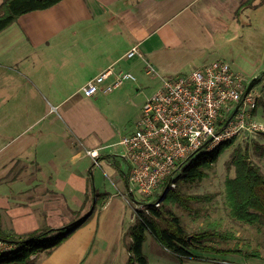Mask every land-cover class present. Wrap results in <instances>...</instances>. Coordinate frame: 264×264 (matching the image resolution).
<instances>
[{"label": "crops", "instance_id": "0c3cea01", "mask_svg": "<svg viewBox=\"0 0 264 264\" xmlns=\"http://www.w3.org/2000/svg\"><path fill=\"white\" fill-rule=\"evenodd\" d=\"M247 1L62 0L21 15L2 30L0 237L67 226L97 199L91 217L41 253L36 264H125L126 233L135 221L125 197L131 187L128 163L119 139L98 123L81 88L108 68L104 84L121 72H143L146 64L163 77L186 75L230 45L264 63V0L240 8ZM133 47L137 54L127 58ZM260 108L264 119V101ZM259 136L257 151L264 149V133ZM93 149L99 151L98 164L86 155ZM257 157L264 173V152ZM95 169L109 172L114 194L100 181L92 187Z\"/></svg>", "mask_w": 264, "mask_h": 264}, {"label": "built area", "instance_id": "2783aa9c", "mask_svg": "<svg viewBox=\"0 0 264 264\" xmlns=\"http://www.w3.org/2000/svg\"><path fill=\"white\" fill-rule=\"evenodd\" d=\"M136 54L137 48L133 47L126 57ZM145 71L155 73L149 64ZM110 75V68L102 71L88 80L81 92L90 98L108 94L124 82L136 81L131 73L121 72L111 83L104 84ZM247 87L244 77L223 60L186 75L161 78L160 88L144 102L134 130L119 141L128 163L131 187L127 202H134L135 190L150 199L166 187L174 188V174L182 171L197 153L212 151L230 140L249 142L264 133V122L256 121L253 115L261 94L253 88L246 92ZM86 155L98 164V149L86 150ZM159 201L152 202L158 206ZM134 204V213L145 207L141 202ZM11 248L0 238V253Z\"/></svg>", "mask_w": 264, "mask_h": 264}, {"label": "trees", "instance_id": "16d2710c", "mask_svg": "<svg viewBox=\"0 0 264 264\" xmlns=\"http://www.w3.org/2000/svg\"><path fill=\"white\" fill-rule=\"evenodd\" d=\"M60 1L62 0H3L0 5V32L21 15L48 9ZM253 1L242 3L240 8L250 7ZM232 141L225 142L212 151L197 153L183 167L180 178L187 183L202 180L206 176L205 169L218 161L220 154L230 148ZM263 152L264 149L261 148L260 153ZM228 165L233 167V175L226 177L224 181V205L228 216L231 220L247 225L261 224L264 221V173L261 167L252 161L246 146L233 150ZM162 191L155 199V202L160 200L158 206H155V202L147 203L145 210L135 214V221L126 233L129 241L124 245L129 256L125 264H148L143 254L146 233L180 261L195 259L192 250L221 255L237 254L246 259L260 258L257 251L243 250L238 244L228 246L229 241L235 239V235L232 231L219 230L218 223H213L208 229L188 233L170 207L177 205L183 210L193 212L195 208L191 203L210 202L212 196L183 194L179 188H170L164 195ZM97 204L96 199L89 216L81 217L67 226L38 230L25 237L8 236L6 240L14 244V248L0 253V264H36L41 253L50 252L82 226L94 213Z\"/></svg>", "mask_w": 264, "mask_h": 264}, {"label": "rangeland", "instance_id": "374dc122", "mask_svg": "<svg viewBox=\"0 0 264 264\" xmlns=\"http://www.w3.org/2000/svg\"><path fill=\"white\" fill-rule=\"evenodd\" d=\"M218 59L227 62L232 69L239 72L244 77L247 85H249L253 79L258 80L252 90L254 92L260 91L259 93H262V95L258 97V106L254 118L258 122H263L264 119L260 106L264 101V63H260L258 60L248 57L246 49L243 47L237 49L235 46L231 47V45L224 46L220 52L207 55L208 62L213 60L217 61ZM192 71L193 69L191 68L187 70L185 74ZM133 75L136 78V82L132 83H135L136 86H131L126 82L125 85H121L108 94L90 97V100L86 103L94 109V114L98 116V123L112 130L113 136L116 140L119 139V141L122 135L130 133L131 129H134L135 121L140 115L142 105L160 88L161 78L167 77H163L156 72L154 74H148L146 71L140 73L136 72L133 73ZM259 135L249 142L232 141L230 148L220 154L218 161L208 169H205L206 176L200 181L187 183L180 178L182 171H177L174 174L175 178L173 181L176 185L174 188H179L183 194L207 195L212 197H210V202L203 201L191 203L192 207L195 208L193 212L183 210L177 205H172L170 207L180 218L183 227L188 233L208 229L213 223H218L219 230L232 231L235 235V239L229 241L228 246L232 247L238 244L243 250L257 251L260 258L253 257L246 259L244 256L237 254L221 255L192 250V254L198 257V259H189L183 264H209L205 259H217L221 261L219 264H264V221L259 225H247L231 220L224 205V181L226 177L233 175V167H229L228 165L230 155L235 148H243L246 146L252 161L258 163L259 161H256L258 159L257 152H260V150L257 151L254 146L255 143L262 138ZM99 181L110 193L114 194L116 192L111 183L112 178L109 172L95 169V174L93 178L90 176L89 183L92 184L94 189H97ZM160 193L161 191L156 192L153 197L154 199H149L142 197L139 192L135 190L133 191L132 199L134 202L147 204L158 198ZM97 196L98 199H100V195L97 194ZM128 201L130 205L135 208V204H132L134 202H131V199ZM144 208L138 211L145 210ZM96 209L97 206H95V210ZM146 236L147 238L149 237V239L144 242L143 254L148 258L150 264H178L177 261L179 262V259L172 256L170 253L168 254L172 257H167L166 253L162 251L163 248L153 243L151 235L146 233ZM1 239L10 244L12 247L11 249L14 248V244L7 241V238ZM222 246L225 247L223 244Z\"/></svg>", "mask_w": 264, "mask_h": 264}, {"label": "water", "instance_id": "95a60500", "mask_svg": "<svg viewBox=\"0 0 264 264\" xmlns=\"http://www.w3.org/2000/svg\"><path fill=\"white\" fill-rule=\"evenodd\" d=\"M257 82H258V80L253 79V80L251 81V83L248 85L246 92L250 91V89L253 88ZM167 191H168V187H166V188L164 189L163 195H164ZM93 207H94V203H93L91 209L89 210V212H88L84 217H87V216H89V215L92 213ZM13 247H14V246H13Z\"/></svg>", "mask_w": 264, "mask_h": 264}]
</instances>
